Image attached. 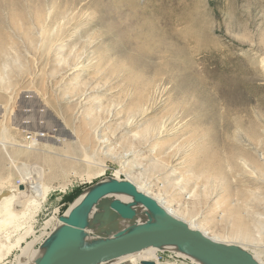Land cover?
Instances as JSON below:
<instances>
[{
	"label": "rangeland",
	"instance_id": "1",
	"mask_svg": "<svg viewBox=\"0 0 264 264\" xmlns=\"http://www.w3.org/2000/svg\"><path fill=\"white\" fill-rule=\"evenodd\" d=\"M3 138L38 147L0 143V213L22 172L46 187L31 233L0 231L14 245L2 264L106 178L264 263V0H0Z\"/></svg>",
	"mask_w": 264,
	"mask_h": 264
},
{
	"label": "water",
	"instance_id": "2",
	"mask_svg": "<svg viewBox=\"0 0 264 264\" xmlns=\"http://www.w3.org/2000/svg\"><path fill=\"white\" fill-rule=\"evenodd\" d=\"M112 197L131 199L127 203L114 200L112 208L117 213L128 215L142 209L146 220L110 235L104 229L102 208ZM96 209L98 213L94 214ZM59 221L61 227L41 244L36 264H131L124 260L149 249H171L199 264H261L243 247L217 242L191 228L130 181H99ZM138 264L169 263L142 260Z\"/></svg>",
	"mask_w": 264,
	"mask_h": 264
},
{
	"label": "bare ground",
	"instance_id": "3",
	"mask_svg": "<svg viewBox=\"0 0 264 264\" xmlns=\"http://www.w3.org/2000/svg\"><path fill=\"white\" fill-rule=\"evenodd\" d=\"M163 127H165V126H163ZM160 132H162V131H160ZM4 140L5 139L3 138V141L0 143H2L5 147L12 146L15 148L19 147L22 149H34V150L37 149V147H38V141L35 138H28L27 139V140H29L28 146H25L23 142L22 143L15 142V143L9 144V142H6V140L5 141ZM44 173L45 172H42V171H39L36 169H33L32 171H31V169L26 170V171L21 173V181L19 183V186H17V187L14 186L13 189H11V190L6 189L4 191L5 192L4 194L6 196L10 197V199H7V201L12 204V209L7 210L5 212V214L0 213V231L4 230L5 236H10V235H12L13 232H15V234H16L17 230H19L21 228L26 229L25 234L31 233L30 231H31L32 225L29 224V222L31 220V212L34 210V208H32V207L29 208L28 203L34 197L33 196L34 193L38 194V196H39L40 194H42V189H44L46 187L45 183L43 182V177L46 176V174H44ZM130 182H132L138 188V190L140 192H142L146 195H149L141 185L134 183L133 181H130ZM7 184H10V183H7ZM19 187H23V190H21ZM146 187H147V185H146ZM116 199H121L122 202H124V203L131 201V199H129V198L112 197V198H109L110 202L103 206L102 210L105 211V216H104V220H103L104 229L106 231H108V233L112 236L123 231V230H125L126 228L132 226L133 224L140 223V222H143L146 220L145 213L142 209H138V210H136V212L134 214L129 213L128 215L126 213H117V210L112 208V203ZM81 200H82V197L79 198L75 202V204L72 205V207L68 211V213L72 209H74V207H76L81 202ZM155 200L162 207H164L171 215L176 217L175 212L173 210L164 206V204L162 202H160V200H157V199H155ZM0 211H1V209H0ZM96 213H98L97 209L94 211V214H96ZM177 217H179V216H177ZM96 219H95V221H96ZM226 221L228 223L232 224L233 230L236 233L239 230L240 231L244 230L248 236L251 234L252 225H250L248 222H246V220L244 219V216L242 214L241 209L233 208V209L229 210L227 213V220ZM186 223L191 228H193L195 230L199 229L198 227L194 226L193 223H191V222H186ZM60 227H61V223L58 220L56 227H54L50 233H47L45 235V238L47 239L54 231H56ZM117 227H118V229H117ZM204 234L206 236H208L207 233H204ZM25 236H27V235H25ZM42 236H44V235H42ZM2 238L3 237L0 236V249L4 250L5 252L0 251V264H2V262L6 259V257L8 256V252H10L12 250V247L14 246L12 244H9V243L7 244V242H4ZM24 239H25V237H24ZM24 239H23V237L20 236L17 240H12V242L16 241L15 244H18V243H22L23 241H25ZM41 239H42L41 237L40 238L36 237L35 240L31 243H28L26 247L25 246L19 247V249H21V254L19 255V260H18L17 264H36L37 263V261L39 260V258L41 256V251L38 249H35L34 245H35V243L42 244L43 240H41ZM213 240H215V239H213ZM7 249H8V252H6ZM172 251L173 250H171V249L161 250V251L156 250V249H149V250H146L140 254L130 256L129 258H126L124 261H127L131 264H138L142 260L155 261L158 263H162L159 259V253L172 252ZM251 254L254 256V258L258 262H260L261 264H264L260 260V258L257 254H255V253H251ZM169 264H172V263H169Z\"/></svg>",
	"mask_w": 264,
	"mask_h": 264
},
{
	"label": "built area",
	"instance_id": "4",
	"mask_svg": "<svg viewBox=\"0 0 264 264\" xmlns=\"http://www.w3.org/2000/svg\"><path fill=\"white\" fill-rule=\"evenodd\" d=\"M166 253L168 254V258L171 261H174L176 264H199V263H197V262L187 258L186 256L175 252V251L166 252ZM159 259L161 261L160 257H159ZM166 263H170V262H166Z\"/></svg>",
	"mask_w": 264,
	"mask_h": 264
},
{
	"label": "crops",
	"instance_id": "5",
	"mask_svg": "<svg viewBox=\"0 0 264 264\" xmlns=\"http://www.w3.org/2000/svg\"><path fill=\"white\" fill-rule=\"evenodd\" d=\"M161 258V256H159Z\"/></svg>",
	"mask_w": 264,
	"mask_h": 264
}]
</instances>
